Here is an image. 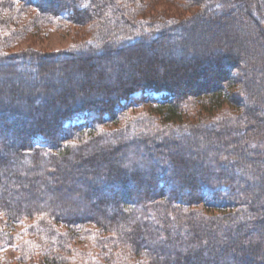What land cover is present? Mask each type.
<instances>
[{
	"label": "trees",
	"instance_id": "16d2710c",
	"mask_svg": "<svg viewBox=\"0 0 264 264\" xmlns=\"http://www.w3.org/2000/svg\"><path fill=\"white\" fill-rule=\"evenodd\" d=\"M143 1L0 0V264H264V0Z\"/></svg>",
	"mask_w": 264,
	"mask_h": 264
},
{
	"label": "rangeland",
	"instance_id": "374dc122",
	"mask_svg": "<svg viewBox=\"0 0 264 264\" xmlns=\"http://www.w3.org/2000/svg\"><path fill=\"white\" fill-rule=\"evenodd\" d=\"M141 2L143 4H145V2L143 0H141ZM148 4L150 6V9L152 8L153 11H158V10H160L162 8V6L160 5L161 4L160 0H149ZM149 14H152V13L149 12ZM80 38H81L80 36H77V39H73L72 38V32L64 33L62 31H55V32L51 33L49 36L43 37V38H41L39 40H36V42H29L28 38L23 40L20 43V45H18V47L16 48V51L22 50V49H24L27 46H33L36 49H43L46 52L47 51L48 52H59L61 50L67 49L68 45L70 44V42L77 41ZM61 59H62L61 56H57V58L55 59L57 61L56 62L57 64H55L56 67H57L56 69H60V67H61V65H60L61 64ZM55 72L57 73V71H55ZM58 72H59V76H60L61 70L58 71ZM81 79H82V76H78L76 79H73V80L76 83H78V81H81ZM134 97H138V94H135ZM144 98H145L146 101H150V100H154V99L155 100H159V99H161V94L145 93L144 94ZM129 104L132 107L137 106L135 101H130ZM2 220L3 219L0 216V221H2ZM24 225H25V222L21 221V222H17V223H14V224L7 225L5 227H6L7 230L11 231L12 233H17L21 229H23ZM10 251H11L10 248H5V252L4 253L7 254V253H10Z\"/></svg>",
	"mask_w": 264,
	"mask_h": 264
},
{
	"label": "bare ground",
	"instance_id": "6f19581e",
	"mask_svg": "<svg viewBox=\"0 0 264 264\" xmlns=\"http://www.w3.org/2000/svg\"><path fill=\"white\" fill-rule=\"evenodd\" d=\"M187 75H188V74H186V78H185L184 82L189 78ZM181 80H182V79H181ZM181 80L179 81V83H180V82H183V81H181Z\"/></svg>",
	"mask_w": 264,
	"mask_h": 264
}]
</instances>
